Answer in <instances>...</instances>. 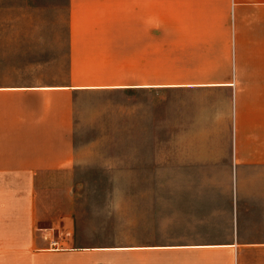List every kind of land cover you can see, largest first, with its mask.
I'll use <instances>...</instances> for the list:
<instances>
[{
  "label": "crops",
  "instance_id": "obj_1",
  "mask_svg": "<svg viewBox=\"0 0 264 264\" xmlns=\"http://www.w3.org/2000/svg\"><path fill=\"white\" fill-rule=\"evenodd\" d=\"M60 13L56 49L51 6L0 28V264H264V0H175V147L132 103L164 1ZM100 179H175V242L85 206Z\"/></svg>",
  "mask_w": 264,
  "mask_h": 264
},
{
  "label": "rangeland",
  "instance_id": "obj_2",
  "mask_svg": "<svg viewBox=\"0 0 264 264\" xmlns=\"http://www.w3.org/2000/svg\"><path fill=\"white\" fill-rule=\"evenodd\" d=\"M64 0H0V28L11 27L14 14L32 13L31 19H17L20 37L34 26V12L51 6V29L53 49L63 42L65 26L60 6ZM164 1L162 19H149V59L147 79L156 82L158 88L147 89L148 94L132 103L146 104L147 125L150 133H157L165 140V146L175 147V0ZM8 34V32H5ZM4 34V35H5ZM10 34V33H9ZM142 78L144 73L142 70ZM151 86V85H149ZM162 86V87H160ZM135 112H133V115ZM144 110H142V115ZM175 160V154L164 155ZM83 204L110 209L117 220H158L165 242H175V179H131V180H80L77 181ZM90 217V216H89ZM112 218V217H110ZM160 220H163L162 226ZM162 227V228H161ZM145 228L134 227L133 234L145 232ZM148 233L155 234L149 230ZM168 237H170L168 239Z\"/></svg>",
  "mask_w": 264,
  "mask_h": 264
}]
</instances>
